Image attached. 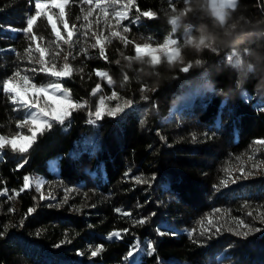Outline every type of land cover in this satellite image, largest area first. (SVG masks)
Returning a JSON list of instances; mask_svg holds the SVG:
<instances>
[{"label":"trees","instance_id":"trees-1","mask_svg":"<svg viewBox=\"0 0 264 264\" xmlns=\"http://www.w3.org/2000/svg\"><path fill=\"white\" fill-rule=\"evenodd\" d=\"M137 2L141 10L156 11L157 18H142L138 24L124 21L131 30L122 35L133 42L126 47L109 36L114 26L110 29L105 23L94 24L86 37L77 33L72 48L62 41L60 48L51 44L49 52L60 53L58 66L71 52L67 62L74 72L61 83L73 101L87 107L73 112L70 126L54 123L44 129L23 157L10 147L0 154V190H9L0 196V232L7 226L0 237V264H264V164L253 168L264 161V146L253 143L264 139V110H260L264 106V10L258 0L224 5L225 27L206 0H192V11L180 18L174 36L182 41L186 34L197 39L203 35L217 51L182 47L180 60L193 65L183 73L179 61L162 59L153 66L148 58L135 59L134 44L150 36L168 37L173 29L170 21L177 14L168 0ZM89 7L81 0H70L65 6L70 28L73 24L80 28ZM175 7L182 12L186 6L176 0ZM33 11L34 0H0V81L17 68L39 67L29 62L25 52L29 40L24 34L7 30L9 25L22 29ZM51 12L57 14L54 22L66 36L58 10ZM115 31L122 32L117 27ZM34 32L36 43L44 47L55 39L44 17L38 18ZM93 32L103 33L107 61L99 55V46L91 47ZM231 50L242 61L239 68L227 61ZM33 56L39 59V53ZM97 70L106 71L112 84L97 77ZM202 72L209 82L201 91L187 93L181 88V79ZM26 74L34 76L35 83L54 82L43 73ZM98 83L101 90L93 95ZM113 90L120 99L106 100L109 107L128 99L133 106L116 118L87 123L88 110L94 111L99 97L110 96ZM141 95L149 100L143 101ZM14 107L0 90V135L28 133L26 127H16L24 110L14 111ZM23 159L27 163L18 169ZM241 167L253 174L231 183ZM25 175L32 178L29 189L9 200L8 195L22 187ZM224 180L227 187L221 183ZM37 181L44 182V195L55 199L40 200ZM29 208L35 211L25 218ZM141 217H149L148 222L134 225ZM209 218L221 232L201 237ZM239 220L261 231L237 236L229 229H236ZM157 228L164 234L159 235ZM113 231H121V238L109 240ZM137 238L143 250L125 261ZM148 240L156 249L151 256L146 252ZM61 241L66 242L56 247ZM98 246L103 250L92 257L90 249Z\"/></svg>","mask_w":264,"mask_h":264},{"label":"snow or ice","instance_id":"snow-or-ice-1","mask_svg":"<svg viewBox=\"0 0 264 264\" xmlns=\"http://www.w3.org/2000/svg\"><path fill=\"white\" fill-rule=\"evenodd\" d=\"M30 3L33 0H29ZM70 0H34V14H28L25 20V26L22 29H16L11 25L8 26L7 30L12 32H22L24 36L29 40V45L25 49V52L28 56L29 62H35L39 65V67H33L31 69H19L13 71L12 75L0 81V90L7 96L8 100L12 105H14V111L26 110L22 119H19L16 123V127L18 129H24L27 126L28 134H24L22 131L16 132L14 135L5 136L0 135V154L3 153L5 148L11 149L13 153H18L22 157L25 153L29 151L32 147L33 143L36 141L38 134H42L44 129H51L53 124H59L61 126L66 123L70 126L71 117L73 112L79 110L81 108L87 107L86 103L73 101L70 97V92L64 85L61 83L63 79H70L74 72L72 66L67 62L68 57L71 55L69 52L64 57V63L61 65H57L56 57L59 56V52L51 53L49 52V48L51 44H56L57 48H60V44L58 42L62 41L64 45H68L69 48L74 47V45L78 42V38L74 40V37L79 33L82 36L88 35V30L91 27V21H89V17L92 16L93 10L98 9L99 13L102 14L101 18H98L95 23L97 25L100 24L101 19H103L106 26L110 29L112 27L109 17L115 20V26L120 28L121 31H110L109 36L111 38L120 39L125 47L129 43H133L128 40V38L122 33H129L130 27L128 24H124V21H130L132 24H138L141 22L142 18L146 19H155L157 18V12L151 9L149 10H141L138 5L137 0H81L82 4L89 5L87 13L83 16V20L86 23L80 25V28H77L75 24L69 28L68 21L65 19V6L68 5ZM176 0H168V3L171 7V11L177 13L171 19V24L173 25L172 34L166 37L163 41H156L153 37L145 38L148 42L145 43H135L134 50L136 53L135 59L143 60L144 58H148V62H150L153 66L159 65L162 62V59H166L169 63H175L179 61L182 66L180 71L183 73H188L190 69L193 67L191 63H185L180 60L181 48L184 46H192L196 50L201 49H211V51L216 52L217 49L213 47L209 42L206 41V38L201 35L199 39L191 34H186L181 41L178 38H175L174 33L176 30V26L180 22V18L182 16L187 15L192 11L190 4L192 0H182V3L186 6L182 12H178L175 7ZM264 2V0H262ZM211 7L215 10V14L220 17V23L225 24V19L222 14V6L224 4L236 6L238 0H210ZM55 8L58 9V20L63 26L64 32L66 36L62 34L61 30L58 28L56 22H54L53 16L57 15L56 13L49 14L51 10ZM111 9V11H110ZM133 9H135V15H132ZM83 11V9H82ZM44 17L47 20V23L51 27V31L54 34L55 39L51 41L49 47H44L40 43H36L38 37L34 32V26L37 23L38 18ZM79 20L80 17H77ZM227 27V24H225ZM83 30V31H82ZM103 33L93 32L92 36L95 39V43L91 45L92 48H97L99 46V55L105 60H108L107 55L105 54V47L102 43L101 37ZM109 36H104L103 40L107 42H111ZM40 39H43L42 37ZM33 45L35 47L33 48ZM14 50V49H13ZM63 51V49H60ZM86 51V50H84ZM33 52L39 53V59L37 60L33 56ZM47 54V55H46ZM51 57V58H48ZM126 59H133L132 57H126ZM227 61L229 63H233L237 68L241 66V59L236 56L235 53L229 54L227 56ZM118 63V62H117ZM195 63L197 65L201 64L200 60H196ZM251 68V65H249ZM27 72L32 73H43L48 77H51L54 82L48 83L47 85H38L34 82V76H29L26 74ZM97 77L106 78L108 83L112 84V78L106 71L95 72ZM124 79L127 80V75L124 76ZM101 90V85L96 84L93 89L92 94L95 95L97 92ZM145 89H141V93H143ZM120 97L118 93L113 90L110 96H100L98 99V103L95 106V110L89 109L87 112V123L96 125L97 122L103 120L105 117L116 118L118 114L124 113L125 109L131 108L134 104V101L131 99L125 100L123 104L117 102L115 106L109 107L106 104L107 101L116 100L119 101ZM141 99L143 101H148L149 97L146 95H141ZM260 110H264V106H261ZM208 134L205 133V136ZM163 139V137H162ZM254 144L264 146V139H257L253 141ZM239 159V158H238ZM250 159H254V157H250ZM27 163V159H23L21 163L17 165V168H23ZM260 164H264V161H259L253 164V168H257ZM240 175L235 179H231V183L235 184L241 179H246L248 176L252 175L251 171L245 172L244 168L241 167L239 169ZM153 180L155 177L152 178ZM137 183H149V181H144L137 179ZM43 181H37L35 183V190L40 193V200L44 199H55V197L49 194L47 197L41 191L43 187ZM223 186H228V180L221 181ZM32 184V178L28 175L23 176V185L19 189V191L13 190V195H8V199L12 200L15 196H18L20 192L29 189ZM219 190V188H217ZM8 189L4 188L0 190V196H4L8 194ZM9 211H14V209H9ZM35 211L34 208H29L25 218L28 214H31ZM117 212H120V209H116ZM216 211H219L217 209ZM124 215H131L130 213H123ZM155 216V213L151 214ZM249 216L252 215L251 212L248 213ZM149 217H141L137 220H134V225H144L148 222ZM261 222H264L262 220ZM24 220L20 221V226L22 227ZM208 226L204 227L202 231H200L199 235L201 237L206 236L208 233H211V236H214L221 232V228L213 223L212 219H208ZM16 225H12L15 227ZM215 228V232H212V229ZM247 229L246 231H240V229ZM7 231V226H5V232ZM124 233H127L128 229L121 230ZM121 231H113L107 237L109 240L115 238H121ZM196 230L193 229L192 232H189V236H192ZM229 231H233L235 235L247 237L250 232H259L260 228H251L249 225L245 224L243 220H239L237 223L236 229H229ZM5 232H0V237L4 236ZM157 233L159 235H163L164 233L160 232L159 228H157ZM39 235V232H37ZM211 236H208L210 239ZM66 241H61L59 244L55 245L56 247H60ZM70 242V241H67ZM146 244V252L148 255H152L155 253L156 249L154 247V243L151 240L145 242ZM102 246H98L94 249H90L91 256L95 257L99 252H101ZM140 242L137 238L136 241L131 244L129 251L124 256L125 261H129L130 258L134 257V254L137 251H141ZM83 254V253H81Z\"/></svg>","mask_w":264,"mask_h":264},{"label":"rangeland","instance_id":"rangeland-1","mask_svg":"<svg viewBox=\"0 0 264 264\" xmlns=\"http://www.w3.org/2000/svg\"><path fill=\"white\" fill-rule=\"evenodd\" d=\"M206 3H207V5L210 7V9H211V11L215 14V10L211 7V3H210V0H206ZM224 5H228V4H224ZM223 5V6H224ZM223 6H222V9H223ZM91 7V6H90ZM58 10V9H57ZM110 11H111V9H110ZM31 14H34V11L33 12H31ZM49 14H53V12H50ZM216 15V14H215ZM101 16H102V14H100L99 13V10L98 9H94L93 10V14H92V17L90 18L89 17V21H91L92 23H91V27L94 25V24H96L95 23V21L98 19V18H101ZM217 16V15H216ZM219 17V16H218ZM220 18V17H219ZM53 19L55 20V18H54V16H53ZM109 21H110V23L114 26L113 28V30L115 31V20L114 19H112L111 17H109ZM83 23H86L84 20L80 23V25L81 24H83ZM101 24H104V21H103V19H101V22H100ZM114 23V24H113ZM70 28V27H69ZM83 31V30H82ZM151 37V36H150ZM156 41H163L165 38H156V37H153ZM145 42H148L146 39H144L143 40V42H141V43H145ZM232 53H235L236 54V56H237V52H235V50H231V51H229L228 52V54H232ZM208 79H207V76L202 72V73H199V74H197V75H195V76H193V77H189V78H184V79H181V81H180V86H181V88L185 91V92H187V93H191V92H193V91H196V90H198V91H201L202 90V88H203V85H205V83L206 84H208ZM49 83H51V82H49ZM36 84H38V85H47L48 83H45V84H42V83H36ZM25 111L26 110H24V114H25ZM24 116V115H23ZM26 128H27V126H26ZM24 133V132H23ZM24 134H28V133H24ZM50 164H51V162H50Z\"/></svg>","mask_w":264,"mask_h":264},{"label":"water","instance_id":"water-1","mask_svg":"<svg viewBox=\"0 0 264 264\" xmlns=\"http://www.w3.org/2000/svg\"><path fill=\"white\" fill-rule=\"evenodd\" d=\"M259 6L264 10V2L262 0H258Z\"/></svg>","mask_w":264,"mask_h":264}]
</instances>
